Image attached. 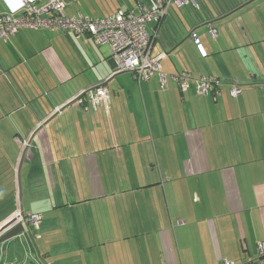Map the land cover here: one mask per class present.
<instances>
[{
    "label": "crops",
    "instance_id": "1",
    "mask_svg": "<svg viewBox=\"0 0 264 264\" xmlns=\"http://www.w3.org/2000/svg\"><path fill=\"white\" fill-rule=\"evenodd\" d=\"M63 2L66 17L91 19L149 6ZM196 2L199 10L171 8L157 28L152 56L175 47L160 62L163 89L157 74L138 83L116 73L107 47L87 35L23 28L0 38V226L20 211L42 216L38 230L1 243L0 264H242L256 255L264 0ZM17 5L0 0V11ZM182 71L192 78L184 93L170 79ZM203 75L219 79L216 96L197 94ZM105 81L109 113L84 96L72 102Z\"/></svg>",
    "mask_w": 264,
    "mask_h": 264
},
{
    "label": "built area",
    "instance_id": "2",
    "mask_svg": "<svg viewBox=\"0 0 264 264\" xmlns=\"http://www.w3.org/2000/svg\"><path fill=\"white\" fill-rule=\"evenodd\" d=\"M17 1L18 5L13 10L0 11L1 39H6L23 28L70 31L75 37L87 35L96 45L107 47L116 73H130L138 83L147 81L152 74H157L162 89L166 79L161 73L160 62L167 58V55L161 52L152 56L157 28L167 17L171 8L180 9L188 6L199 10L195 0H148L149 6L138 4L135 9L118 10L110 16L91 19L81 15L66 17L63 13L65 7L63 0H47L43 4L39 3L40 0ZM150 25L154 28H150ZM208 33L211 38L216 35L211 26H208ZM191 39L199 54L204 56L205 51L199 40L194 35ZM170 79L177 84L181 93L188 90L192 80L191 74L184 71L172 75ZM194 81L199 96L218 94L219 79L203 75ZM239 95L240 89L234 82L230 89V96L236 98ZM84 99L92 110L95 111L101 107L106 114L109 113L110 96L106 87L100 86L88 90ZM18 216L19 212L13 218H17L19 223L25 225L29 233L33 229L38 230L42 220L40 214ZM256 254L257 257L246 264H264V240L257 242ZM220 264L234 263L222 261Z\"/></svg>",
    "mask_w": 264,
    "mask_h": 264
},
{
    "label": "water",
    "instance_id": "3",
    "mask_svg": "<svg viewBox=\"0 0 264 264\" xmlns=\"http://www.w3.org/2000/svg\"><path fill=\"white\" fill-rule=\"evenodd\" d=\"M175 49V47L167 53V56ZM124 73H127V72H121V74H124ZM107 81L104 82V84L102 85H98V86H95V87H100V86H106L107 85ZM95 87H92L88 90H92L93 88ZM84 91L83 93H81L79 96H77L74 100H72V102H75L76 100L80 99L81 97L85 96L86 92L88 91ZM71 102V103H72ZM23 156L24 154H22L21 156V160L19 162V166H18V169H17V183H18V200L19 202H21V190H20V180H19V171H20V165H21V162H22V159H23ZM18 217H23V213L22 211L19 212V216ZM25 225L21 224L18 222V219L17 218H10L7 222H5L2 226H0V245L1 243L11 239V238H14L16 236H19V235H24V232H25Z\"/></svg>",
    "mask_w": 264,
    "mask_h": 264
},
{
    "label": "rangeland",
    "instance_id": "4",
    "mask_svg": "<svg viewBox=\"0 0 264 264\" xmlns=\"http://www.w3.org/2000/svg\"><path fill=\"white\" fill-rule=\"evenodd\" d=\"M205 28V26H203V27H200V29H204ZM257 257V254L254 256V257H252V258H248L245 262H243L242 264H246L249 260H251V259H254V258H256ZM222 261H229V262H233L234 264H240V263H237V262H234V261H231V260H222ZM221 261V262H222Z\"/></svg>",
    "mask_w": 264,
    "mask_h": 264
},
{
    "label": "trees",
    "instance_id": "5",
    "mask_svg": "<svg viewBox=\"0 0 264 264\" xmlns=\"http://www.w3.org/2000/svg\"><path fill=\"white\" fill-rule=\"evenodd\" d=\"M196 1V0H195ZM244 1H240L239 3H236L235 5H233V6H231L228 10L230 11V10H232L234 7H236L237 5H239V4H241V3H243ZM197 3V2H196ZM198 4V3H197ZM199 6V5H198ZM118 11V10H117ZM123 11V10H122ZM125 11V10H124ZM116 12V11H115ZM114 12V13H115ZM114 13H112V14H114ZM112 14H110V15H112ZM110 15H108V16H110ZM104 17H107V16H104Z\"/></svg>",
    "mask_w": 264,
    "mask_h": 264
}]
</instances>
